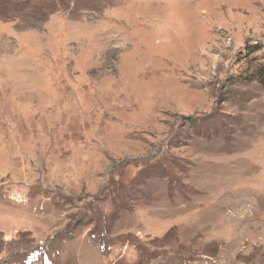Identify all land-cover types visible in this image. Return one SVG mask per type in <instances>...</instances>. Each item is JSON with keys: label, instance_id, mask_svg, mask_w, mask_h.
I'll return each instance as SVG.
<instances>
[{"label": "rangeland", "instance_id": "1", "mask_svg": "<svg viewBox=\"0 0 264 264\" xmlns=\"http://www.w3.org/2000/svg\"><path fill=\"white\" fill-rule=\"evenodd\" d=\"M264 0H0V264H264Z\"/></svg>", "mask_w": 264, "mask_h": 264}, {"label": "trees", "instance_id": "2", "mask_svg": "<svg viewBox=\"0 0 264 264\" xmlns=\"http://www.w3.org/2000/svg\"><path fill=\"white\" fill-rule=\"evenodd\" d=\"M251 80H257L264 87V63H258L251 71Z\"/></svg>", "mask_w": 264, "mask_h": 264}]
</instances>
